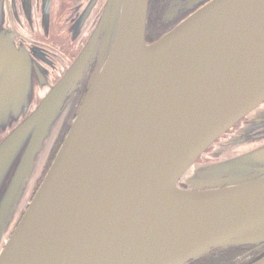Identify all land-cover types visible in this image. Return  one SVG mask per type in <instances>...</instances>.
<instances>
[{"label": "water", "instance_id": "obj_1", "mask_svg": "<svg viewBox=\"0 0 264 264\" xmlns=\"http://www.w3.org/2000/svg\"><path fill=\"white\" fill-rule=\"evenodd\" d=\"M148 7L107 0L55 84L37 83L35 61L0 24V137L11 129L0 143V247L13 230L0 264H188L264 243V142L237 150L264 139L254 137L264 131V0H212L152 44ZM95 61L44 176L65 102ZM38 87L48 88L40 101ZM214 145V161L200 162Z\"/></svg>", "mask_w": 264, "mask_h": 264}, {"label": "flooded vegetation", "instance_id": "obj_2", "mask_svg": "<svg viewBox=\"0 0 264 264\" xmlns=\"http://www.w3.org/2000/svg\"><path fill=\"white\" fill-rule=\"evenodd\" d=\"M106 1L58 0L57 3L56 0H52L49 24V20L44 18L43 0H0L1 29L4 28L6 32L11 33L16 40V46L23 50L24 55L26 54L35 61L37 74H34V76L37 83L42 84L46 76H49L52 84H55L77 58L91 34L99 27L101 18L98 15ZM210 1L212 0H149L146 42L152 44L158 41ZM55 16L57 18L54 21ZM53 33L57 35V42H53L51 39ZM95 67L96 61L90 64L77 88L70 93L65 102L64 109L70 114L52 149L50 162L45 169L44 176L71 128V124L88 91ZM37 92L38 101H40L48 92V88L41 90L38 87ZM23 102L24 99L21 101L22 105ZM22 105H17L16 109L13 110L17 111ZM22 120L23 117L20 121ZM247 120L248 118L245 117L220 140L229 139L230 135L234 134ZM259 129H264V124L260 125ZM10 132L11 129H8L0 137V143ZM254 137H264V131L255 134ZM262 142H264V139L257 144L242 146L237 150L242 152ZM218 149L219 147L214 145L205 155L200 157L199 161H214V158L208 153L213 152V150L215 152ZM220 151H226V149L220 147ZM44 176L39 180V185L42 183ZM26 203L25 201L21 210L22 213H24ZM20 213L17 216L18 218ZM12 233L13 230L7 233V237L1 244L0 252ZM225 257L226 260L223 264H258L264 261V243L244 244L228 248L218 247L201 258L190 261L188 264H205L207 261L213 262L214 260L218 262Z\"/></svg>", "mask_w": 264, "mask_h": 264}, {"label": "trees", "instance_id": "obj_3", "mask_svg": "<svg viewBox=\"0 0 264 264\" xmlns=\"http://www.w3.org/2000/svg\"><path fill=\"white\" fill-rule=\"evenodd\" d=\"M225 260H226V257L220 259L218 262L215 261V260H214L213 262H211V261L208 262V261H207L205 264H223ZM200 264H203V263H200Z\"/></svg>", "mask_w": 264, "mask_h": 264}, {"label": "rangeland", "instance_id": "obj_4", "mask_svg": "<svg viewBox=\"0 0 264 264\" xmlns=\"http://www.w3.org/2000/svg\"><path fill=\"white\" fill-rule=\"evenodd\" d=\"M56 1H57V3H58V0H56ZM56 18H57V17L55 16V17L53 18V20L55 21ZM51 39L53 40V42H54V41L57 42V35L53 33Z\"/></svg>", "mask_w": 264, "mask_h": 264}]
</instances>
